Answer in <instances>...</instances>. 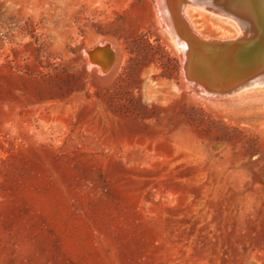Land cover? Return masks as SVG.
<instances>
[{"label": "rangeland", "instance_id": "1", "mask_svg": "<svg viewBox=\"0 0 264 264\" xmlns=\"http://www.w3.org/2000/svg\"><path fill=\"white\" fill-rule=\"evenodd\" d=\"M256 2L185 62L155 0H0V264H264Z\"/></svg>", "mask_w": 264, "mask_h": 264}, {"label": "bare ground", "instance_id": "2", "mask_svg": "<svg viewBox=\"0 0 264 264\" xmlns=\"http://www.w3.org/2000/svg\"><path fill=\"white\" fill-rule=\"evenodd\" d=\"M155 2H156L157 7L159 8V15L164 20L167 21L165 27H167V29L169 31H171V33L175 37L174 39L176 40L178 45L181 47V49H182V51L184 53V57L183 58H184L185 62L186 61H192L193 58H195L196 54H199V51H197V50L201 49V47H202V45L200 44L201 38L198 36V34L195 33V31H194L193 27L191 26L189 20L186 18V14H185V11H184L185 10V6H188V5H186V3H189V4L191 3V5H196V8H197V6H199L200 7L199 9L206 10V12H209V13H212V14H216V15H220V16H224V15L225 16H230V14H232V18L231 17L230 18L234 19L235 22H236V20L239 23H242V21H243L241 19V17L238 14H236V10L234 12L233 11H227L226 8L224 7V3H228L229 2V3L233 4V3L236 2L235 0H155ZM188 8H187V10H188ZM261 21H262V23H264V17H263V19H261ZM242 29H243L242 37H240V39L236 40V43L233 44L232 48L230 47L231 48L230 50L228 49L230 54H231L230 56L234 58V61L235 60L238 61V65L239 66L243 65L246 68H248V67L250 68L251 67L250 65H252L253 67H257L259 64L256 65L257 64L256 62L264 60V42H261L260 40L254 41V33L248 27L247 28H243L242 27ZM223 48H224V46H223ZM223 48L221 47V49H223ZM227 48H228V46H227ZM213 50H215V49H213ZM229 52H228V54H229ZM203 54L204 53L202 52V55ZM227 58H229V57H227ZM183 64H184V62H183ZM215 65H217V64H215ZM213 67H215V66H213ZM262 67L264 69V65ZM263 69H261L259 71H255L253 73H251V71L248 70V71H246V74L249 73V72L250 73L248 75L245 74L246 77L242 78V79H245L246 84H249V83H251V84H260L262 86V85H264V70ZM215 77H214L215 79L213 77H212L213 79L210 78L208 80V82L210 84H213L214 82H228L229 81L228 78H224L226 76L219 75L218 77L217 76H215ZM194 80H195V78H194ZM230 80H232V79H230ZM230 82L231 81H229V83ZM236 84L238 85L240 83L236 82ZM236 84L234 83L233 85H236ZM204 85H202V86H204ZM237 85H236V87H237ZM240 86L241 85H239V87ZM231 87H233L232 84L230 85V89H231ZM236 87L234 88V90L236 89ZM244 87H246V86L244 85ZM204 88H205V86H204ZM238 89H241V88H238ZM215 91L214 92L217 93L218 90H215ZM228 91H230V90L228 89ZM219 92H223V91L221 90ZM219 97H220V95H219Z\"/></svg>", "mask_w": 264, "mask_h": 264}, {"label": "water", "instance_id": "3", "mask_svg": "<svg viewBox=\"0 0 264 264\" xmlns=\"http://www.w3.org/2000/svg\"><path fill=\"white\" fill-rule=\"evenodd\" d=\"M242 1H243V0H242ZM254 1L256 2V0H251V3H254ZM261 1H262V0H261ZM240 2H241V0H236V2L233 3V4H232V3H229V2H228V3H224V7L226 8L227 11H233V12H234V11L236 10V12H237V11H239V6H240L239 3H240ZM262 3L264 4V1H262L261 4H262ZM241 4H242V3H241ZM258 4L261 5L259 2H256V7H257V8H258V6H257ZM259 8H260V7H259ZM224 16H225V15H224ZM227 17H228V16H227Z\"/></svg>", "mask_w": 264, "mask_h": 264}]
</instances>
